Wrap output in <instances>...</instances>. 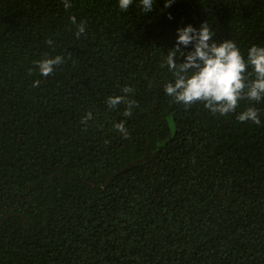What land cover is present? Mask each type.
<instances>
[{
	"label": "trees",
	"instance_id": "16d2710c",
	"mask_svg": "<svg viewBox=\"0 0 264 264\" xmlns=\"http://www.w3.org/2000/svg\"><path fill=\"white\" fill-rule=\"evenodd\" d=\"M73 3L0 0V264H264V123L175 103L160 67L189 23L264 45V0H160L144 17ZM125 85L130 117L105 103Z\"/></svg>",
	"mask_w": 264,
	"mask_h": 264
},
{
	"label": "clouds",
	"instance_id": "9594fccd",
	"mask_svg": "<svg viewBox=\"0 0 264 264\" xmlns=\"http://www.w3.org/2000/svg\"><path fill=\"white\" fill-rule=\"evenodd\" d=\"M61 2L66 11L74 6L73 0ZM174 3L175 0H163L161 12L171 8ZM159 5L160 0H116L120 11L128 12L135 8L137 14L143 17L151 14ZM167 15L173 19L170 12ZM69 21L75 26L77 38L86 32V23L78 21L75 15H69ZM47 43L55 44L53 40ZM64 62L61 55L45 56L34 61L35 71L46 77ZM160 67L172 73L173 79L163 86V90L175 103L188 108L200 102L212 114L225 116L234 113L241 123H264L259 109L255 107V103L264 101V45L253 44L245 54L234 40L214 39V33L206 22L201 23L199 28L189 23L176 29L175 45L163 55ZM253 75L254 78H250ZM39 84V79L33 81V87ZM121 92V95L108 96L105 103L112 109L125 104L123 115L130 117L138 106L129 95L134 88L125 85ZM242 100H247L249 106L237 112ZM92 118V112H88L81 123L86 125ZM125 124V121L117 122L114 128L127 138L129 132Z\"/></svg>",
	"mask_w": 264,
	"mask_h": 264
}]
</instances>
